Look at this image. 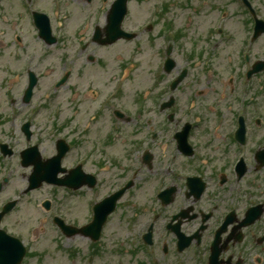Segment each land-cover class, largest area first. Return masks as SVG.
<instances>
[{"label": "flooded vegetation", "instance_id": "flooded-vegetation-1", "mask_svg": "<svg viewBox=\"0 0 264 264\" xmlns=\"http://www.w3.org/2000/svg\"><path fill=\"white\" fill-rule=\"evenodd\" d=\"M115 1L19 0L15 18L29 26L34 11L90 13L71 39L62 38L70 41L58 61L54 96L61 102L48 95L35 103V94L26 103L27 70L21 90L11 91L9 119L0 113V213L13 203L0 219V264L17 243L25 247L21 264L32 257L45 264L48 254L32 249L49 235L45 217L53 212L52 219L83 227L92 223L94 205L116 193L122 196L98 241L55 226L60 238L86 240L88 255L77 245L73 263L95 264L113 247L128 257L125 264H264V25L254 32L264 6L144 0L147 19L129 24L133 38L104 44L114 35L107 13ZM231 3L239 4L232 16L223 10ZM14 37L22 44L13 32L11 46ZM126 46L135 56L130 66ZM110 56L122 64L108 67ZM68 71V85L57 87ZM64 150L59 176L81 186L30 189L29 157L47 160ZM59 191L82 203L66 211Z\"/></svg>", "mask_w": 264, "mask_h": 264}, {"label": "rangeland", "instance_id": "rangeland-1", "mask_svg": "<svg viewBox=\"0 0 264 264\" xmlns=\"http://www.w3.org/2000/svg\"><path fill=\"white\" fill-rule=\"evenodd\" d=\"M13 0H0V3L4 4L6 7V10L0 7V35L1 37L8 41V37L11 33L16 32L20 33L22 37L25 38L24 43L22 46H18V44L15 43L13 46H5L0 47V111L3 112L5 108L11 107V91L15 92L21 90V82H23V79L19 81H16L14 83L11 82V79L14 78V72L15 75H21L23 71L26 70L27 67L33 66L37 70L39 74H41V77L43 81H41L39 85L38 90V96H41L44 98L49 93L48 91H45L46 88L50 86V84L55 80L58 79L59 72L62 70L60 69L59 64V57L64 54V44L68 43L70 40L65 41L64 43H60L56 48L53 46L51 48L47 47L43 42L39 41L35 37V32L31 30L26 24L19 23V26H9L5 25L4 21L1 19L3 16H9L11 19L15 20L17 16V10L13 7L14 2ZM17 1V0H16ZM43 2V1H42ZM256 4H263V0H257ZM4 12V14H2ZM88 11L85 12H74L71 14V18L66 22L67 26L66 29L68 31H75L78 24H80L84 19L85 16L88 14ZM139 14H141V11L139 10ZM131 17V18H130ZM130 20L134 21L135 14H134V3L131 4V10H130ZM25 19V18H24ZM27 20V19H25ZM129 20V21H130ZM143 21V18L140 20V22ZM19 22H24L19 20ZM58 23H60V19L58 20ZM128 24V23H127ZM55 26L57 27V23H55ZM130 28V27H129ZM31 36L34 37L33 40H31ZM8 43V42H7ZM10 45V44H9ZM119 45H114V47H117ZM134 53H130L129 51L126 54L127 65L130 66L135 62ZM114 56H110L108 60L110 59V63H108V67L114 66V64H118L120 62V58H117L113 60ZM132 58V59H129ZM69 66V64H68ZM25 67V70H24ZM16 75V76H17ZM131 75V73H130ZM104 77V75L102 76ZM101 77V78H102ZM53 96V95H52ZM65 98L69 96V93H66ZM61 101V100H60ZM49 187L45 190H43L44 197L48 195ZM65 196V197H64ZM59 205L65 208L67 211V208H70L71 205L76 203V205H80L82 202L80 199L70 200L69 197L64 195V193L61 191L58 195ZM148 201L140 200V203L142 206L147 205ZM57 204V203H56ZM115 220L113 223L108 227L107 231V238L109 237V234L112 233L111 230H113V226L116 225ZM54 230L50 229L49 232L53 233ZM86 242V240H81L77 238L74 240V242L79 246L80 252L87 254L85 251L86 244L83 245L82 242ZM35 244V249H44L45 246H53L49 240H44L39 243L32 242ZM111 253H107L106 255L102 253L101 256L97 257L95 264H125L126 259L128 257L117 255V250L115 248H110ZM57 254H53L52 258L53 261L49 262V264H71L69 261L65 259L66 255L65 253H59L58 251H54ZM120 252V251H119ZM51 258V259H52ZM67 258V257H66ZM37 257H32V259L28 262V264H35L37 263ZM79 260V258H77ZM41 261V259H40ZM76 264V263H75Z\"/></svg>", "mask_w": 264, "mask_h": 264}, {"label": "water", "instance_id": "water-1", "mask_svg": "<svg viewBox=\"0 0 264 264\" xmlns=\"http://www.w3.org/2000/svg\"><path fill=\"white\" fill-rule=\"evenodd\" d=\"M121 4V6H119L118 7V9L116 10V11H112V13H111V17H112V14L114 15V17H115V15H117V18L119 19V18H123L125 15V13H126V0H122V2L120 3ZM120 19V20H121ZM121 22V21H120Z\"/></svg>", "mask_w": 264, "mask_h": 264}]
</instances>
